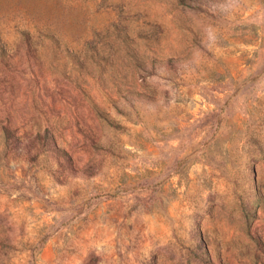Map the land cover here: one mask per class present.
<instances>
[{"label": "rangeland", "instance_id": "obj_1", "mask_svg": "<svg viewBox=\"0 0 264 264\" xmlns=\"http://www.w3.org/2000/svg\"><path fill=\"white\" fill-rule=\"evenodd\" d=\"M0 264H264V0H0Z\"/></svg>", "mask_w": 264, "mask_h": 264}]
</instances>
